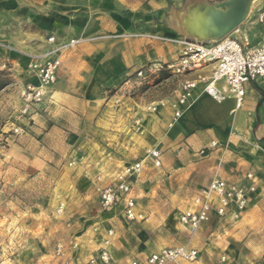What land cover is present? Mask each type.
<instances>
[{
	"label": "crops",
	"instance_id": "crops-1",
	"mask_svg": "<svg viewBox=\"0 0 264 264\" xmlns=\"http://www.w3.org/2000/svg\"><path fill=\"white\" fill-rule=\"evenodd\" d=\"M225 1L228 0H0V56H6L14 63H25L27 76L23 83L36 82L27 69L28 63L33 54L52 46L48 37L54 36L56 43L78 40L63 53L57 81L33 113L30 131L38 140L50 138L58 143L67 139V134L72 135L70 130L65 134L62 126L69 129L75 124L92 125L96 133L104 128L110 139H114V134L118 135L113 131L120 127L122 132L118 136L122 143L115 149L123 158L120 169L131 163L134 155L143 157L150 149H159L160 165L155 166L152 159L147 158L134 183L132 194L136 202L147 184L148 164L162 166L165 170L181 163H190L193 167L195 160L204 173L200 179L203 184L197 185L196 191L206 186L215 172L228 181L242 184L248 183L245 176L251 172L258 186L253 198L262 197L264 80L244 84V100L240 108H235L232 96L217 101L203 93V83L200 82L194 91V101L171 127L168 123L172 100L163 99V106L156 112H148L144 108L146 102H135L128 96L121 103L119 119L111 110V102L104 103L109 88L119 87L124 75L132 76L150 63H165L177 57V45L150 38L148 34L180 37L177 30L182 29L183 19L178 14L187 12V6L195 3L202 9L219 5L226 10V6L220 5ZM261 14H264V0H255L238 25L240 32L234 34L239 39L246 37L251 45L260 43L264 38V20L260 22L258 18ZM212 67L209 64L187 77H208ZM121 77L123 80L118 84ZM138 120H141L143 132L141 126L140 132L135 131L134 122ZM212 140L228 145L220 164L219 150H211L206 156L197 155V151ZM137 206L138 203L136 209L140 212ZM103 214L109 224H105L107 226L101 230L98 240L95 235L90 239L93 243L89 244L91 251L84 264L95 252L105 229L113 227L111 222L125 220L118 210L103 211ZM116 241L117 234L112 252L118 259Z\"/></svg>",
	"mask_w": 264,
	"mask_h": 264
},
{
	"label": "rangeland",
	"instance_id": "rangeland-1",
	"mask_svg": "<svg viewBox=\"0 0 264 264\" xmlns=\"http://www.w3.org/2000/svg\"><path fill=\"white\" fill-rule=\"evenodd\" d=\"M199 9L194 3L178 15L184 20ZM258 18L262 22L264 14ZM177 31L180 37L214 40ZM25 76L24 62L0 56V264H84L93 243L90 239L95 235L98 240L108 223L96 186L112 181L122 166V155L115 152L122 143L118 136L122 130L116 128L113 133L118 135L110 139L104 128L96 133L92 125L81 123L69 129L62 126L65 134L70 130L72 135L67 134L61 142L38 140L30 131L33 114L20 112L19 90ZM185 78L163 70L149 83L131 89L123 101L128 96L146 104L173 100ZM117 88H109L104 103L111 102L119 119L121 103L115 105L111 99ZM14 126L23 130L15 133ZM197 163L195 160L193 167L181 163L165 170L146 166L147 184L137 201L143 219L110 224L117 234L115 254L120 261L141 260L152 250L180 243H189L199 251L197 260L183 264H257L264 260L262 197L253 198L237 219L229 216L203 224L192 238L180 224V211L197 185L203 184V168ZM58 242L64 247L62 257L53 254Z\"/></svg>",
	"mask_w": 264,
	"mask_h": 264
},
{
	"label": "built area",
	"instance_id": "built-area-1",
	"mask_svg": "<svg viewBox=\"0 0 264 264\" xmlns=\"http://www.w3.org/2000/svg\"><path fill=\"white\" fill-rule=\"evenodd\" d=\"M239 32L237 28L236 31L214 40L148 34L150 38L177 45L179 47L177 57L165 63H150L136 70L132 76L125 77L122 86L112 94L113 103L119 105L131 89L149 83L163 70L172 76L187 77L212 64L208 77L196 75L181 81L178 96L170 102L172 114L168 126H173L185 109L192 104L196 97L194 91L200 82L203 83V93L217 101L232 96L235 108H240L244 100V84L247 81L264 80V38L257 45H251L246 37L239 39L234 34ZM47 41L52 46L44 52L33 54L28 63V69L36 78V82L23 83L19 90L20 112L25 115L35 113L45 101L51 86L57 81L63 53L78 42L70 39L67 42L56 43L54 36L48 37ZM164 104L162 99L145 104L144 108L148 112H156ZM134 124L135 131L140 132L141 120L135 121ZM22 130L20 126L13 127L15 133ZM227 149V144L212 140L208 146L199 149L198 154L206 156L211 150H219L220 164ZM160 153L159 149L154 148L147 151L143 157L134 155L133 161L120 169L112 181L98 184L96 191L102 210H118L128 221L143 219V215L136 209V197L132 194L134 183L142 172L147 158H151L155 166L160 165ZM245 177L248 183L242 184L228 181L215 172L209 183L195 192L190 203L178 215V221L188 229L191 238L203 224L214 219L229 216L237 219L242 215L258 192L254 174L248 172ZM262 198L264 199V194ZM115 235L113 227L106 228L98 247L85 264H183L195 261L199 256V251L194 246L180 243L151 251L142 260L131 258L127 262H122L112 252ZM53 254L57 257L65 255L61 243L55 244ZM41 264L47 263L43 261ZM257 264H264V260Z\"/></svg>",
	"mask_w": 264,
	"mask_h": 264
},
{
	"label": "bare ground",
	"instance_id": "bare-ground-1",
	"mask_svg": "<svg viewBox=\"0 0 264 264\" xmlns=\"http://www.w3.org/2000/svg\"><path fill=\"white\" fill-rule=\"evenodd\" d=\"M249 2L253 3L255 0H234L233 8L228 10H223L219 5H208L199 9V13L195 11L181 21L183 33L187 36H198L201 39L219 38L228 33L240 18H244L248 14ZM237 28L233 31H236Z\"/></svg>",
	"mask_w": 264,
	"mask_h": 264
},
{
	"label": "water",
	"instance_id": "water-1",
	"mask_svg": "<svg viewBox=\"0 0 264 264\" xmlns=\"http://www.w3.org/2000/svg\"><path fill=\"white\" fill-rule=\"evenodd\" d=\"M250 3H251V2H249V5H248V7H247V13H248V10H249V8H250ZM220 5H221V6H226V7H227L226 10H228V9H232L233 6H234V0H228V1H225L224 3H222V4H220ZM247 13H246V14H247ZM246 16H247V15H245V17H246ZM245 17H244V18H240V19L238 20V22L235 24V26H234L229 32L233 31V29H235L236 27H238V25H239L240 23H242V21L245 19ZM229 32L226 33V34H224L223 36H221V37H219V38H216V39H220V38H222V37L228 35ZM210 39H212V38H210Z\"/></svg>",
	"mask_w": 264,
	"mask_h": 264
}]
</instances>
